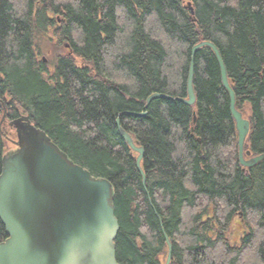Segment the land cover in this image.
I'll list each match as a JSON object with an SVG mask.
<instances>
[{
    "label": "trees",
    "instance_id": "1",
    "mask_svg": "<svg viewBox=\"0 0 264 264\" xmlns=\"http://www.w3.org/2000/svg\"><path fill=\"white\" fill-rule=\"evenodd\" d=\"M193 12H192V9ZM264 0H0V174L9 121L27 115L68 158L113 185L120 264H264ZM154 93L168 96L147 99ZM131 134L145 155L123 139ZM243 226V230L240 227ZM239 236L234 235V230ZM8 237L0 219V242Z\"/></svg>",
    "mask_w": 264,
    "mask_h": 264
},
{
    "label": "water",
    "instance_id": "2",
    "mask_svg": "<svg viewBox=\"0 0 264 264\" xmlns=\"http://www.w3.org/2000/svg\"><path fill=\"white\" fill-rule=\"evenodd\" d=\"M203 47L214 51L220 66L222 84L229 94L236 122L240 162L243 166H255L264 160V153L251 156L247 151L249 158L245 156L250 121L237 108V96L225 61L213 42L202 41L193 47L188 98L179 99L188 105L196 103L194 56ZM160 97L169 98L154 93L148 97L146 107ZM8 104L4 97L3 105ZM117 124L123 139L138 154L136 165L145 184L147 176L142 167L145 149L121 127L119 119ZM9 125L16 130L17 139L11 141L16 149L4 157L0 174V219L8 234L0 242V264H120L116 248L120 223L111 181L95 177L71 161L29 116L21 115ZM166 240L165 264H171L172 240L167 235Z\"/></svg>",
    "mask_w": 264,
    "mask_h": 264
},
{
    "label": "rangeland",
    "instance_id": "3",
    "mask_svg": "<svg viewBox=\"0 0 264 264\" xmlns=\"http://www.w3.org/2000/svg\"><path fill=\"white\" fill-rule=\"evenodd\" d=\"M2 110V108H0ZM3 111V110H2ZM13 148L8 144V150H12ZM243 226L240 227V229L243 230ZM234 235H236L237 237L239 236V231H237V229L234 230Z\"/></svg>",
    "mask_w": 264,
    "mask_h": 264
}]
</instances>
